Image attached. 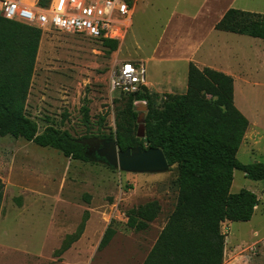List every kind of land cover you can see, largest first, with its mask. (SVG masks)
Returning a JSON list of instances; mask_svg holds the SVG:
<instances>
[{"label":"rangeland","instance_id":"1","mask_svg":"<svg viewBox=\"0 0 264 264\" xmlns=\"http://www.w3.org/2000/svg\"><path fill=\"white\" fill-rule=\"evenodd\" d=\"M125 1L131 8V23L124 38L115 41V51L101 40L79 34L41 33L25 115L39 133L52 127L87 142L89 162L0 137V181L4 185L0 264H140L176 203L178 170L172 166L160 174L124 173L91 153L95 141L98 146L116 143V132L129 122L128 97L110 93V78L124 62L143 64L151 120L160 121L168 98L186 91L184 64L187 59L193 62V48L185 49L183 63L178 62L182 58L177 49L180 39L212 29L217 13L211 16L210 8L264 14V0H240V4L234 0H219L218 4L217 0ZM222 36L212 35L206 41L223 47V56L198 57L191 64L230 73L234 104L249 121L236 159L243 165L264 164V41ZM132 111L136 114L135 134L138 121L143 122L145 133L147 104L135 101ZM141 148L147 149V145L143 143ZM242 190L255 194L259 204L250 222L221 225L226 251L235 257L237 253L248 255L253 264H264V182L250 181L234 171L230 194ZM150 202L161 205V212L146 224L138 218V211ZM83 222L85 237L81 240V235L60 254L67 238L75 235ZM108 227L114 237L99 249Z\"/></svg>","mask_w":264,"mask_h":264},{"label":"trees","instance_id":"2","mask_svg":"<svg viewBox=\"0 0 264 264\" xmlns=\"http://www.w3.org/2000/svg\"><path fill=\"white\" fill-rule=\"evenodd\" d=\"M47 0H38L45 7ZM217 32L264 41V15L229 9L214 26ZM41 40V31L0 18V137H11L42 149L59 152L73 161L88 163L87 145L67 132L47 127L41 133L26 117L24 108L30 79ZM110 51L117 42L101 40ZM127 96L129 122L116 132V146L124 152L136 147L160 149L169 167L178 170V191L173 212L157 237L143 264H223L224 223H248L259 204L255 194L242 190L230 194L233 172H242L247 179L264 182V164L243 165L236 159L249 128V121L234 104L233 79L221 72L189 64L186 91L170 96L163 118L150 116L151 99L147 87ZM135 101L146 103L145 137L135 134ZM87 119V110L84 109ZM4 185L0 181V210ZM157 202H150L138 211L146 224L160 215ZM133 225V223L131 224ZM68 237L60 254L68 251L83 233ZM114 232L108 227L99 243L105 248Z\"/></svg>","mask_w":264,"mask_h":264},{"label":"built area","instance_id":"3","mask_svg":"<svg viewBox=\"0 0 264 264\" xmlns=\"http://www.w3.org/2000/svg\"><path fill=\"white\" fill-rule=\"evenodd\" d=\"M125 0H0V18L40 30L120 41L131 23ZM144 65L124 62L113 72L110 93L133 95L145 86ZM146 87V86H145Z\"/></svg>","mask_w":264,"mask_h":264},{"label":"water","instance_id":"4","mask_svg":"<svg viewBox=\"0 0 264 264\" xmlns=\"http://www.w3.org/2000/svg\"><path fill=\"white\" fill-rule=\"evenodd\" d=\"M140 124L137 132V138L145 137ZM86 144L87 142H81ZM97 147V146H96ZM97 157L108 167L118 169L124 173L133 174H160L168 171L169 166L166 162L163 152L160 149L136 147L121 152L118 150L115 141L102 142L97 150Z\"/></svg>","mask_w":264,"mask_h":264},{"label":"crops","instance_id":"5","mask_svg":"<svg viewBox=\"0 0 264 264\" xmlns=\"http://www.w3.org/2000/svg\"><path fill=\"white\" fill-rule=\"evenodd\" d=\"M235 1V3L237 4V3H239L240 4V0H234ZM244 1V0H243ZM245 1H253V0H245ZM218 2H219V0H217V4H218ZM243 6H244V4H242ZM210 10H211V12H210V15L211 16H213L214 14H216V15H214L213 17H214V21L211 23V26H212V24H213V27H212V29H210V28H208L209 30L208 31H206L204 34H203V32H201V31H199L198 33H196V34H194L193 36H189V35H187V36H189L187 39H184V38H181L180 39V42H179V44H178V46H177V49H178V51H180V52H182V54L181 55H179V56H183L184 54H185V52H186V50L185 49H188V50H190L191 48H193V50L191 49L190 50V53H192V56H191V60L194 62V59L195 58H198V57H201V58H203L204 56L206 57V59L205 60H208V59H211L212 58V56H213V54H216V56H223V52H222V50H223V47L222 48H219V45L217 44V45H208L207 44V41L206 40H208V38H209V36H215L216 38H218V37H223L222 35H226L227 33H222V32H217V31H215L214 30V26L222 19V17H223V15L225 14V12L227 11V10H225V11H219L220 9H212V8H210ZM229 10V9H228ZM236 10H239V11H243L242 9H236ZM245 12H247V11H245ZM258 14H261V13H258ZM262 15H264V14H262ZM191 34V33H190ZM207 36V37H206ZM237 36V35H236ZM206 45H208V47L206 46ZM204 49V50H203ZM217 50H218V52H217ZM227 55V54H226ZM225 55V56H226ZM214 57V56H213ZM208 58V59H207ZM183 59V57L181 58V59H179V61L178 62H180V63H183V61L184 60H182ZM188 60V59H187ZM186 60V62H185V64H184V70H185V72L184 73H186L187 74V70H188V66H189V64L190 63H193V62H188ZM148 62H151L150 60H148ZM158 63H160V64H163L164 62H158ZM198 69H200V70H202V68H200V67H198L197 65H195ZM204 69V68H203ZM218 72H221V73H223V74H225V75H228V76H230V73H228V72H224V71H218ZM232 78V77H231ZM145 86L147 87L148 86V84L146 83L145 84ZM161 206V205H160ZM174 207H175V205H174ZM174 207H173V210H174ZM173 210H172V212H173ZM171 212V213H172ZM18 214H20L19 212H18ZM5 217V216H4ZM20 216L18 215L17 216V218H19ZM21 218V217H20ZM4 219V218H3ZM2 219V217L0 218V223H1V220H3ZM167 222V221H166ZM166 224V223H165ZM165 226V225H164ZM164 228V227H163ZM162 228V229H163ZM162 229L160 230V232L162 231ZM160 234V233H159ZM158 234V235H159ZM85 237V234L84 235H82V238H81V240L83 239ZM158 237V236H157ZM157 237H156V239L154 240V242H153V244L151 245V247L149 248V250L146 252V254H145V256L144 257H142V261H141V263L140 264H143V262L145 261V259H146V257H147V255H148V253L150 252V250H151V248L153 247V245L155 244V242H156V240H157ZM226 243H227V239H225V249H224V261H223V264H253V261L254 260H252L248 255H239L238 253H237V255H236V257L234 256V254H227V251H226ZM0 248H1V245H0ZM24 255H28V254H24ZM32 256H35V255H32ZM38 257V256H37ZM252 260V261H251ZM255 264V263H254Z\"/></svg>","mask_w":264,"mask_h":264},{"label":"flooded vegetation","instance_id":"6","mask_svg":"<svg viewBox=\"0 0 264 264\" xmlns=\"http://www.w3.org/2000/svg\"><path fill=\"white\" fill-rule=\"evenodd\" d=\"M93 146H94L95 148H93V150H92L91 153H92L93 155H96V156H97V150L101 147V145L98 146V142L95 141V142L93 143ZM96 146H98V148H96Z\"/></svg>","mask_w":264,"mask_h":264}]
</instances>
